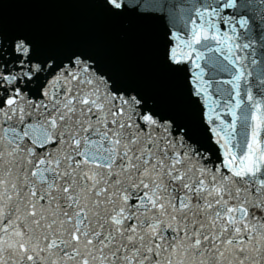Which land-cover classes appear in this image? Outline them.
Instances as JSON below:
<instances>
[{"label": "snow or ice", "instance_id": "1", "mask_svg": "<svg viewBox=\"0 0 264 264\" xmlns=\"http://www.w3.org/2000/svg\"><path fill=\"white\" fill-rule=\"evenodd\" d=\"M75 3L0 24V264H264V0Z\"/></svg>", "mask_w": 264, "mask_h": 264}, {"label": "water", "instance_id": "2", "mask_svg": "<svg viewBox=\"0 0 264 264\" xmlns=\"http://www.w3.org/2000/svg\"><path fill=\"white\" fill-rule=\"evenodd\" d=\"M69 2L76 7L79 16L81 14L93 16L100 22L94 12L88 8H82L75 3V0H0V24L9 28L28 26L66 34H74L75 31H79L75 34H83L94 30L88 31L90 26L86 22L78 21L76 24L72 22L71 17L75 10ZM255 2L259 4L258 0ZM257 23L259 24V20ZM140 32L139 28L134 27L130 34L125 35L118 28L112 27L110 39L116 54L130 57L140 55L138 45Z\"/></svg>", "mask_w": 264, "mask_h": 264}]
</instances>
